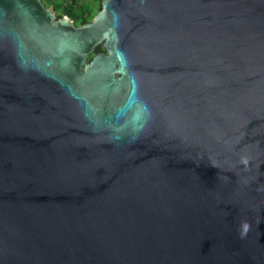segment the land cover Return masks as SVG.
I'll return each instance as SVG.
<instances>
[{
  "label": "water",
  "instance_id": "1",
  "mask_svg": "<svg viewBox=\"0 0 264 264\" xmlns=\"http://www.w3.org/2000/svg\"><path fill=\"white\" fill-rule=\"evenodd\" d=\"M0 264H264V0H0Z\"/></svg>",
  "mask_w": 264,
  "mask_h": 264
},
{
  "label": "trees",
  "instance_id": "2",
  "mask_svg": "<svg viewBox=\"0 0 264 264\" xmlns=\"http://www.w3.org/2000/svg\"><path fill=\"white\" fill-rule=\"evenodd\" d=\"M46 6L52 5L58 16L67 15L76 25L92 19L99 9V0H86L78 3L77 0H41ZM96 50H101L98 46Z\"/></svg>",
  "mask_w": 264,
  "mask_h": 264
},
{
  "label": "snow or ice",
  "instance_id": "3",
  "mask_svg": "<svg viewBox=\"0 0 264 264\" xmlns=\"http://www.w3.org/2000/svg\"><path fill=\"white\" fill-rule=\"evenodd\" d=\"M64 23L68 24V23H70V22H69V21H64Z\"/></svg>",
  "mask_w": 264,
  "mask_h": 264
}]
</instances>
